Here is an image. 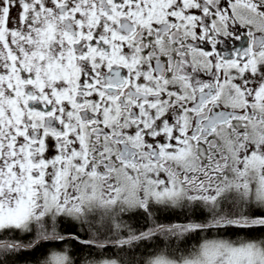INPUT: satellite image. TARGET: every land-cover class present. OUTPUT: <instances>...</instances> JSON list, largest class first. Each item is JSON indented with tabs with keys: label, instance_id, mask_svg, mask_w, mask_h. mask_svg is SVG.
<instances>
[{
	"label": "snow or ice",
	"instance_id": "snow-or-ice-1",
	"mask_svg": "<svg viewBox=\"0 0 264 264\" xmlns=\"http://www.w3.org/2000/svg\"><path fill=\"white\" fill-rule=\"evenodd\" d=\"M161 239L264 264V0H0V254Z\"/></svg>",
	"mask_w": 264,
	"mask_h": 264
},
{
	"label": "trees",
	"instance_id": "trees-1",
	"mask_svg": "<svg viewBox=\"0 0 264 264\" xmlns=\"http://www.w3.org/2000/svg\"><path fill=\"white\" fill-rule=\"evenodd\" d=\"M125 219L134 227L142 228L145 226V220L141 216H126ZM212 237L213 233L192 234L186 237L181 242L180 246L183 248H192L201 243L204 239H211ZM232 238L235 239L236 237ZM157 247L164 248L165 241L163 239L159 241H149L141 243L139 246L134 247L131 250L125 249L124 251L114 247L100 250L79 244L52 242L45 243L36 249H29L19 253L0 254V264H42L52 248H67L75 259L76 264H88L87 262L101 258H119L124 264H134L135 261L143 259L145 255L156 251Z\"/></svg>",
	"mask_w": 264,
	"mask_h": 264
},
{
	"label": "rangeland",
	"instance_id": "rangeland-1",
	"mask_svg": "<svg viewBox=\"0 0 264 264\" xmlns=\"http://www.w3.org/2000/svg\"><path fill=\"white\" fill-rule=\"evenodd\" d=\"M53 249H55V248H52V249H50V250H53ZM88 264H89V262H87Z\"/></svg>",
	"mask_w": 264,
	"mask_h": 264
}]
</instances>
